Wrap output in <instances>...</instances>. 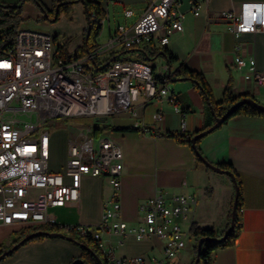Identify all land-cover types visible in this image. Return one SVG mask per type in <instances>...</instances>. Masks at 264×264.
Returning a JSON list of instances; mask_svg holds the SVG:
<instances>
[{"label":"crops","instance_id":"0c3cea01","mask_svg":"<svg viewBox=\"0 0 264 264\" xmlns=\"http://www.w3.org/2000/svg\"><path fill=\"white\" fill-rule=\"evenodd\" d=\"M0 2L15 4L19 0ZM42 2L50 8L53 0ZM152 2L103 1L107 15L98 39L102 58L126 51L122 46L106 49V45L120 25L130 29ZM243 3H264V0H176L178 11L183 15V30L174 32L166 47L178 58L174 68L180 62L185 63L207 78L215 100L223 98L230 84L235 95L253 96L264 104V84L257 83L248 67L239 68L235 63L238 56L246 60L254 57L256 70L264 73V30L237 36L231 24L220 17V12L238 10ZM128 9L133 10L130 17L125 15ZM193 9L200 14L195 15ZM41 16V11L31 3L24 5L23 20ZM72 16L74 21L71 18L67 24L75 39L68 45V53L83 44L87 20L81 2L73 5ZM20 26L34 29L24 22ZM162 34L163 30H160L152 39L157 47H160L157 40ZM158 59L160 64L154 70L160 75L165 73L167 62L164 57ZM169 85L175 92L174 99L148 100L141 93L143 99L139 101L140 94L131 110L109 116L105 122H96L98 125H109V128L100 137H93L108 138L122 149L121 204L122 218L126 222L136 224L143 216L141 205L156 194H162L169 201L175 195H193L197 207L191 219H178L182 228L189 233L192 223H197L202 228H213L221 234L227 228L233 208L235 185L232 178L198 162L189 145L171 137L155 135L156 131L194 135L212 122L213 113L205 107L199 90L190 81H170ZM156 115H160V118ZM183 122L186 123L185 131H181ZM129 126L139 130H121ZM199 148L211 163L231 164L243 187L239 237L234 245L217 249L212 264H264V116L232 117L205 135L199 142ZM80 192L79 201L49 210L53 223L100 224L105 204L112 195L108 179L86 175L82 178ZM19 230L0 224V247L7 242L9 235ZM101 238L106 249L111 250L117 259L163 257V242L158 238L138 241L134 236L107 232L101 233ZM192 250L193 247L186 245L177 258L166 264H192L195 257ZM81 255L79 245L58 236L24 244L11 256L1 260L0 264H70Z\"/></svg>","mask_w":264,"mask_h":264},{"label":"built area","instance_id":"2783aa9c","mask_svg":"<svg viewBox=\"0 0 264 264\" xmlns=\"http://www.w3.org/2000/svg\"><path fill=\"white\" fill-rule=\"evenodd\" d=\"M193 13L200 14L197 9ZM132 14L131 9L125 11L127 17ZM220 17L237 36L256 33L264 30V3H243L238 10L220 12ZM182 18L176 0H153L130 29L117 28L106 49H131L152 40L160 30L163 34L157 43L166 47L171 35L183 30ZM4 36L0 31V224L23 229L53 223L49 210L79 201L84 176H104L112 195L100 224L68 225V229L92 233L109 264H166L177 258L189 234L178 219L193 217L195 196L175 195L169 201L156 194L141 205L143 216L136 224L126 222L121 204L122 149L108 138L95 139L89 125L79 126L69 138L63 171H53L49 164L51 128L58 127V121L74 116L102 119L129 111L141 93L148 100L174 99L167 69L157 75L148 63L118 60L106 71L93 73L84 64L100 56L101 49L86 58L65 61L55 51V37L49 32L19 28L10 45ZM235 63L248 67L257 83L264 84V73L256 70L254 57L238 56ZM20 114L30 119L19 118ZM185 130L183 122L181 131ZM103 232L134 236L138 241L158 238L163 242V257L117 259L106 249Z\"/></svg>","mask_w":264,"mask_h":264},{"label":"trees","instance_id":"16d2710c","mask_svg":"<svg viewBox=\"0 0 264 264\" xmlns=\"http://www.w3.org/2000/svg\"><path fill=\"white\" fill-rule=\"evenodd\" d=\"M104 0H53L52 6L50 8L46 7L42 0H19L15 4H8L0 2V31L5 33L4 41L7 44H12L14 41V36L17 30L20 28L21 23L24 21L22 18L23 7L27 2H32L36 4L42 16L39 20L52 21L56 22L59 20V17L62 14L71 16L73 13V5L77 2H81L84 6V13L87 20V27L83 33V44L81 47L77 48L74 52L68 53L66 45H58L57 52L59 56L65 61H72L77 59H83L91 55L92 52L99 49L100 45L98 39L100 37L103 23L107 12L103 7ZM58 40V37H55V41ZM138 51L139 56L142 58L144 63H151L157 60L160 57H164L167 62V78L171 82H181V81H190L195 88H197L203 98L205 107L213 113L212 122L208 123L205 129L211 127L216 118L224 116L229 109H231L236 103L246 98L254 100L256 103L264 105L257 101L253 96L248 95H235L232 89V86L227 85L224 96L220 101L215 100L213 90L207 80V78L200 72L193 70L185 63H179L176 68L173 67L175 63L178 62V58L170 52L167 47H157L154 45L152 40L144 41L141 45L135 46L131 49H126L125 52ZM124 52L112 53L107 57L96 56L88 59L84 66L88 71L93 73L106 71L112 63L120 60L119 54ZM154 68V67H153ZM244 115V116H264V111L260 110L251 103H245L235 110V112L224 122L226 123L229 119L235 116ZM93 136L100 137L104 130L109 128V125L95 124L92 126ZM203 129V130H205ZM121 130L131 131L139 130L135 127L129 126L124 127ZM146 130V129H144ZM200 130L198 133H200ZM197 134V133H196ZM185 135L177 132H161L156 131L157 136L171 137L177 140L181 144L189 145L195 155L196 152L193 148L192 139L196 135ZM205 136V135H204ZM201 136L196 140V145L199 148V142L204 137ZM200 150V148H199ZM201 152V150H200ZM202 154V152H201ZM203 155V154H202ZM204 156V155H203ZM205 157V156H204ZM197 161L202 162L206 167L210 168L202 159L196 155ZM205 159H207L205 157ZM208 160V159H207ZM210 162V161H209ZM224 170H230L235 175L236 185L239 189V199L237 206V213L235 217V223L232 231L229 233L227 238H222L225 233L228 231L231 225L232 213L229 218V222L226 230L218 234L213 228H202L197 223H192L189 235L193 236L197 241L202 237L211 238L203 242L201 247V259L199 264H212L214 252L219 248H225L227 246L234 245L239 237V234L242 229V218L240 215V210L243 206V187L242 182L234 170L231 164L222 163L218 164ZM235 199V196H234ZM233 199V202H234ZM68 225H61L57 223H50L46 225L32 226L29 228L21 229L12 234L17 236L12 239V234L7 238V242L3 243L0 247V256L7 252L5 257L1 260L11 256L17 248L27 244L31 241L43 240L49 237H58L52 236L53 233L60 234V237L67 238L73 243L79 245L82 248V255L79 258L71 261L70 264H79L75 263L76 260H82L84 264H109L107 256L104 254L102 249L99 246V241L94 237L92 233L81 234L75 228L68 229ZM25 237H29L27 240L19 244ZM10 241V243H8ZM8 243V244H7ZM15 245H18L17 248H13ZM197 246L195 248V257L192 262L194 264ZM0 260V261H1Z\"/></svg>","mask_w":264,"mask_h":264},{"label":"rangeland","instance_id":"374dc122","mask_svg":"<svg viewBox=\"0 0 264 264\" xmlns=\"http://www.w3.org/2000/svg\"><path fill=\"white\" fill-rule=\"evenodd\" d=\"M30 3V2H27ZM32 6L35 7L36 9H39V7L32 3ZM41 18V17H40ZM73 20V16H67L65 13L62 14L59 17V20L56 22L52 21H45V20H39L37 19H26L23 22L27 26H32V28L41 30V31H47L50 33H53L55 37H58V40L55 41L54 48L55 51L57 52L58 45H68L72 40L75 39V34L73 35L70 33L71 29L68 26L67 23L69 21ZM40 24V25H39ZM20 28H22L20 26ZM75 51V50H74ZM58 53V52H57ZM119 59L120 60H131V61H137V62H142V58L139 56L138 51H131V52H124L119 54ZM151 66H159L160 61L159 59L155 60L154 62L149 63ZM143 99V94H141L139 101ZM133 104H135L133 102ZM132 104V105H133ZM19 118L22 119H30V117L27 114H20L18 115ZM35 117V116H34ZM108 118H102V119H95L94 116H74V117H67L64 118L60 121H58L59 126L58 127H53L51 128V146H50V156H49V164H50V169L53 171H61L66 165L67 162V140L71 137H74L77 132H78V127L81 125H89L93 126L96 124V122H105ZM24 229V228H23ZM21 230V229H20ZM13 235V234H12ZM14 237H17L15 235L12 236V239ZM187 247H193V254L195 255V248L197 246V241L193 236H187L185 239ZM179 264V263H177Z\"/></svg>","mask_w":264,"mask_h":264},{"label":"water","instance_id":"95a60500","mask_svg":"<svg viewBox=\"0 0 264 264\" xmlns=\"http://www.w3.org/2000/svg\"><path fill=\"white\" fill-rule=\"evenodd\" d=\"M245 103H251L254 106H256L257 108H259L260 110L264 111V105L258 104V103H256L254 100H252L250 98H246V99L241 100L238 103H236L231 109L228 110V112L224 116L216 118L215 123L211 127L201 131L200 133L197 132V134L192 139V144H193V148H194V150L196 152V155L200 159H202L213 171H216L218 173H226V174H228L232 178V181H233V183L235 185V199H234L233 208H232L231 225H230L228 231L225 233V235L222 238H227L229 233L232 231V229L234 227L235 217H236V213H237L238 199H239V189H238V187L236 185V179H235V175L233 174V172H231L230 170H224L219 165H215V164L209 162L207 159H205V157L201 154L199 148L196 145V140L199 137L207 135V134L213 132L215 129H217L220 125H222L235 112V110L237 108H239L241 105H243ZM59 235L60 234H58V233H53L52 234V236H59ZM28 238L29 237H25L19 244H21L23 241L27 240ZM208 240H212V239L211 238H207V237H202V238L199 239L198 246H197V254H196V258H195L194 264H199L200 259H201V247H202V244H203V242H206ZM17 246L18 245H15L13 248L15 249V248H17ZM6 253L7 252L3 253L0 256V260L5 257ZM75 263L84 264V262L82 260H76Z\"/></svg>","mask_w":264,"mask_h":264}]
</instances>
